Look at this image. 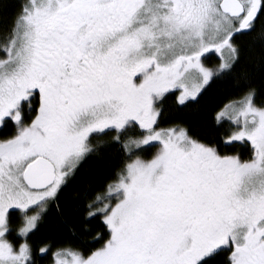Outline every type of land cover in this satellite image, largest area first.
Here are the masks:
<instances>
[{"label": "snow or ice", "instance_id": "snow-or-ice-1", "mask_svg": "<svg viewBox=\"0 0 264 264\" xmlns=\"http://www.w3.org/2000/svg\"><path fill=\"white\" fill-rule=\"evenodd\" d=\"M0 264H264V0H0Z\"/></svg>", "mask_w": 264, "mask_h": 264}, {"label": "trees", "instance_id": "trees-1", "mask_svg": "<svg viewBox=\"0 0 264 264\" xmlns=\"http://www.w3.org/2000/svg\"><path fill=\"white\" fill-rule=\"evenodd\" d=\"M227 102H228V97H226L223 94H220V95L214 94V98H212L210 100V104L213 106L217 105V104H220L222 106L223 103H227ZM181 120L189 122L192 124L193 127H196L198 125V122H199V117L195 113L178 114L173 122H180ZM165 126H167V125H165Z\"/></svg>", "mask_w": 264, "mask_h": 264}]
</instances>
